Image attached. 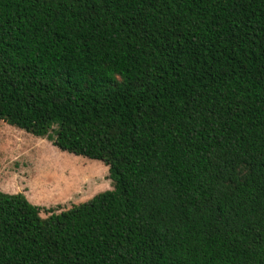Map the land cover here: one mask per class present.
I'll return each instance as SVG.
<instances>
[{
    "label": "trees",
    "instance_id": "trees-1",
    "mask_svg": "<svg viewBox=\"0 0 264 264\" xmlns=\"http://www.w3.org/2000/svg\"><path fill=\"white\" fill-rule=\"evenodd\" d=\"M0 121L113 182L0 192V264H264V0H0Z\"/></svg>",
    "mask_w": 264,
    "mask_h": 264
},
{
    "label": "rangeland",
    "instance_id": "rangeland-1",
    "mask_svg": "<svg viewBox=\"0 0 264 264\" xmlns=\"http://www.w3.org/2000/svg\"><path fill=\"white\" fill-rule=\"evenodd\" d=\"M111 189L109 168L101 161L63 152L48 139L0 121V192L68 209Z\"/></svg>",
    "mask_w": 264,
    "mask_h": 264
}]
</instances>
